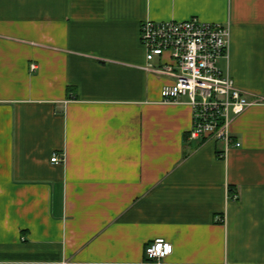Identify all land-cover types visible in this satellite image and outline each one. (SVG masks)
Instances as JSON below:
<instances>
[{
    "label": "crops",
    "instance_id": "crops-1",
    "mask_svg": "<svg viewBox=\"0 0 264 264\" xmlns=\"http://www.w3.org/2000/svg\"><path fill=\"white\" fill-rule=\"evenodd\" d=\"M193 17L230 23L224 71L260 100L226 157L141 42ZM0 264H264V0H0Z\"/></svg>",
    "mask_w": 264,
    "mask_h": 264
},
{
    "label": "built area",
    "instance_id": "built-area-1",
    "mask_svg": "<svg viewBox=\"0 0 264 264\" xmlns=\"http://www.w3.org/2000/svg\"><path fill=\"white\" fill-rule=\"evenodd\" d=\"M230 39L229 22H205L196 17L182 21L149 19L141 27L149 70L171 78L161 88V102L190 106L188 137L220 141L221 157H226L232 147L241 146L231 131L234 119L260 101L237 87L231 74L219 66L222 59H230ZM51 161L59 163L63 158L55 153ZM172 252V243L164 238H157L145 249L151 262L161 261Z\"/></svg>",
    "mask_w": 264,
    "mask_h": 264
},
{
    "label": "rangeland",
    "instance_id": "rangeland-1",
    "mask_svg": "<svg viewBox=\"0 0 264 264\" xmlns=\"http://www.w3.org/2000/svg\"><path fill=\"white\" fill-rule=\"evenodd\" d=\"M219 66H220L223 70H225V69H224V61H223V60H221V61L219 62Z\"/></svg>",
    "mask_w": 264,
    "mask_h": 264
}]
</instances>
